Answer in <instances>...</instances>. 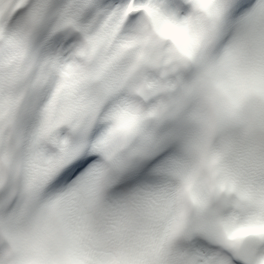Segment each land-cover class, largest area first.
Wrapping results in <instances>:
<instances>
[{"label": "snow or ice", "instance_id": "6c2138e0", "mask_svg": "<svg viewBox=\"0 0 264 264\" xmlns=\"http://www.w3.org/2000/svg\"><path fill=\"white\" fill-rule=\"evenodd\" d=\"M0 264H264V0H0Z\"/></svg>", "mask_w": 264, "mask_h": 264}]
</instances>
